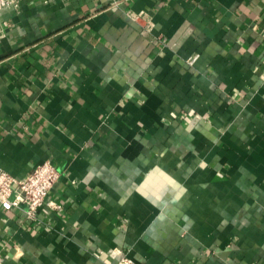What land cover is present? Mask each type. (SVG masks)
Returning <instances> with one entry per match:
<instances>
[{"label": "crops", "instance_id": "1", "mask_svg": "<svg viewBox=\"0 0 264 264\" xmlns=\"http://www.w3.org/2000/svg\"><path fill=\"white\" fill-rule=\"evenodd\" d=\"M3 20L0 168L52 162L60 207H0V264H264V0H19Z\"/></svg>", "mask_w": 264, "mask_h": 264}, {"label": "built area", "instance_id": "2", "mask_svg": "<svg viewBox=\"0 0 264 264\" xmlns=\"http://www.w3.org/2000/svg\"><path fill=\"white\" fill-rule=\"evenodd\" d=\"M18 4L19 0H0V10L8 6L16 8ZM128 15L134 20L143 19L144 28L147 30L152 28L153 22L147 13L129 11ZM6 25L5 20L0 21V37L4 35ZM160 40L165 42V38L161 37ZM197 57V53L192 54L186 61L192 65ZM59 175V171L50 161L37 164L21 178H16L0 168V207L6 210L13 207L19 208L24 212L25 218L29 222H37L38 210L43 205L54 209L60 207L58 202L47 199ZM118 264H136V262L131 257L123 255Z\"/></svg>", "mask_w": 264, "mask_h": 264}]
</instances>
